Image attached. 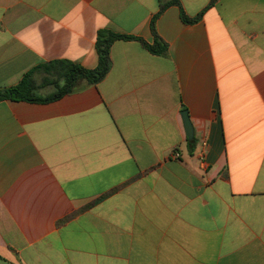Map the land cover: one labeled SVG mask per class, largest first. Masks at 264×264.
I'll list each match as a JSON object with an SVG mask.
<instances>
[{"label":"crops","instance_id":"0c3cea01","mask_svg":"<svg viewBox=\"0 0 264 264\" xmlns=\"http://www.w3.org/2000/svg\"><path fill=\"white\" fill-rule=\"evenodd\" d=\"M170 1L0 0V89L97 68L100 30L153 45ZM175 1L165 55L117 40L99 83L0 102V264H264V0Z\"/></svg>","mask_w":264,"mask_h":264},{"label":"trees","instance_id":"16d2710c","mask_svg":"<svg viewBox=\"0 0 264 264\" xmlns=\"http://www.w3.org/2000/svg\"><path fill=\"white\" fill-rule=\"evenodd\" d=\"M172 0L168 3H163L160 12L154 16L151 22V30L154 35L153 45H148L141 39L131 35L114 33L109 30H100L97 36V52L99 55V64L95 69H87L79 64L70 61H54L43 65L40 68L47 72L50 76H56V79L47 80V84H53L57 90L55 93L48 96H40L37 94L38 86L33 78L32 72L27 73L19 84L0 89V102L4 100L11 101H27V102H50L60 99L64 95L73 92L80 81H87L89 84L95 85L102 81L111 68L110 49L113 43L117 40H138L155 55H165L167 51L166 44L159 38L155 29V21L158 15L168 6L177 4ZM182 18L185 22L191 23L195 20L188 18L182 12Z\"/></svg>","mask_w":264,"mask_h":264},{"label":"rangeland","instance_id":"374dc122","mask_svg":"<svg viewBox=\"0 0 264 264\" xmlns=\"http://www.w3.org/2000/svg\"><path fill=\"white\" fill-rule=\"evenodd\" d=\"M42 74H44V77L38 76V81H36V84L38 86L37 94L42 96H48L50 94H53L56 92L57 88L55 85L47 84V80L49 79H56V76H50L47 74L46 71L42 70Z\"/></svg>","mask_w":264,"mask_h":264},{"label":"water","instance_id":"95a60500","mask_svg":"<svg viewBox=\"0 0 264 264\" xmlns=\"http://www.w3.org/2000/svg\"><path fill=\"white\" fill-rule=\"evenodd\" d=\"M182 119H183L186 135L189 140H192L194 137V127L190 120L189 114L186 110L182 112Z\"/></svg>","mask_w":264,"mask_h":264}]
</instances>
